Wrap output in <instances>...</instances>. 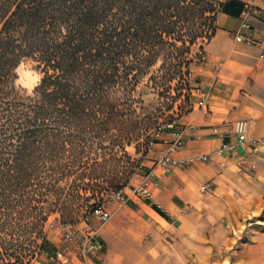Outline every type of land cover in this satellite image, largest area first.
Listing matches in <instances>:
<instances>
[{"label": "trees", "instance_id": "trees-1", "mask_svg": "<svg viewBox=\"0 0 264 264\" xmlns=\"http://www.w3.org/2000/svg\"><path fill=\"white\" fill-rule=\"evenodd\" d=\"M243 7L244 0H0V264L54 253L53 215L79 224L84 208H104L93 199L152 171L145 161L159 142V116L135 107L138 85L157 67L167 70L166 85L189 79L194 47L215 34L217 14L240 16ZM25 59L42 73L30 95L17 85ZM131 146L143 147L139 158ZM87 212L81 222L91 223Z\"/></svg>", "mask_w": 264, "mask_h": 264}, {"label": "crops", "instance_id": "crops-1", "mask_svg": "<svg viewBox=\"0 0 264 264\" xmlns=\"http://www.w3.org/2000/svg\"><path fill=\"white\" fill-rule=\"evenodd\" d=\"M251 23L261 42H236L240 16L220 11L215 34L203 46L209 61L191 68V87H201L210 98L201 108V98L193 92L194 110L183 118L189 126L185 146L175 158L205 154L208 160L168 171L155 165L165 153L160 143L145 161L153 169L151 196L126 189V201L106 209L112 215L107 223H91L100 228L103 259L75 256L55 230L48 239L60 253V264H264V148L256 155L247 149L234 158L221 156L217 150L222 139L209 130L217 126L227 131L246 120L249 133L264 138V0L257 2ZM142 179L136 176L135 184ZM208 182H213L212 189L202 192ZM109 237L118 244L115 250ZM36 264L51 263L42 254Z\"/></svg>", "mask_w": 264, "mask_h": 264}, {"label": "built area", "instance_id": "built-area-1", "mask_svg": "<svg viewBox=\"0 0 264 264\" xmlns=\"http://www.w3.org/2000/svg\"><path fill=\"white\" fill-rule=\"evenodd\" d=\"M259 0H244V7L240 14V25L238 30L234 33L233 37L236 42L245 43L248 45H257L261 42L259 33L254 29L251 18L257 13V2ZM263 57V56H262ZM193 66L198 63H206L209 61L207 53L199 48L192 56ZM192 76V72L189 75V79ZM193 92L200 96V101L197 105L201 108L207 106V101L210 98V93L205 92L201 87H196ZM188 125L183 122V118L174 120L173 122L159 126L154 131V139L159 142L152 141L150 143V152L155 150L161 143L165 147V153L162 157L155 160V165L164 167L168 171L172 167L176 166H188L196 164L198 162H204L208 160V156L201 154L190 158H175V155L185 146L186 131ZM210 134L222 139V144L217 150V154L231 155L233 158L240 155L241 150L249 149L252 155L259 154L264 148V138H256L249 133V124L246 120H238L227 130L222 131L217 126H213L210 129ZM229 137H235L236 141L232 142L227 140ZM153 171V169H152ZM152 171L148 175H141L143 179L139 184H135L136 175L130 186L124 190L115 192L111 195V199L124 202L127 199L126 189H130L134 194H139L144 197H150L151 193L148 190L149 180L152 175ZM213 182H208L201 187L202 192H208L212 189ZM102 224L107 223L111 218V213L105 208H99L94 213ZM86 226L81 229L79 224L62 222L56 220L52 227L57 230L63 240L67 243L69 249L75 256L81 257L83 260L88 259L102 260L101 254L104 251V244L101 239L100 228L94 227L90 222L83 220ZM81 222V223H82ZM49 225V224H48ZM51 264H60V253L55 251L54 253L43 252Z\"/></svg>", "mask_w": 264, "mask_h": 264}, {"label": "rangeland", "instance_id": "rangeland-1", "mask_svg": "<svg viewBox=\"0 0 264 264\" xmlns=\"http://www.w3.org/2000/svg\"><path fill=\"white\" fill-rule=\"evenodd\" d=\"M206 43V42H205ZM204 41L200 40L198 45L194 47L193 54L197 52L200 46H204ZM203 63H198L200 65ZM194 65L193 67L197 66ZM167 70L160 68L151 69L150 73L141 81L138 85V88L135 92V96L138 99V103L135 104V107L139 111L141 107L145 106L147 112H149L153 117H158V122L156 125L163 126L167 125L174 120H179L184 118L187 114L192 112L193 109V88L188 82L189 79L184 78V81L179 82L177 80L173 81L170 85H166L165 74ZM18 80L17 85L19 91L22 95H30L34 88L38 85L41 80L42 73L38 69L37 63L32 59H25L20 64L17 69ZM168 86V87H166ZM142 100L143 103L140 102ZM140 153H137L136 146L128 147V151L132 154L134 158H139L143 147L138 148ZM103 198V197H102ZM117 200L111 199V196L105 195V197L99 201V199H93L90 202L91 204H98L104 202V208L108 210H113L117 206ZM87 208L82 210V213L79 215L78 221L81 223V219L84 218V212H87ZM87 212V215L90 218L92 225L100 226L102 225L101 220ZM60 215H53L51 217L50 223L48 225V234H52L55 229L52 227V224L59 220ZM109 247L115 250L118 247L117 242L112 237H109ZM41 256L32 259L29 263L26 264H36L39 261Z\"/></svg>", "mask_w": 264, "mask_h": 264}]
</instances>
